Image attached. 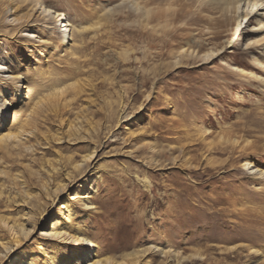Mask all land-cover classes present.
<instances>
[{
  "label": "rangeland",
  "instance_id": "rangeland-1",
  "mask_svg": "<svg viewBox=\"0 0 264 264\" xmlns=\"http://www.w3.org/2000/svg\"><path fill=\"white\" fill-rule=\"evenodd\" d=\"M18 1L16 19L39 1L82 33L61 44L39 21L34 35L45 43L28 42L6 23L0 0V54L20 80L19 96L0 83L5 131L20 125L25 103L37 111L31 150L1 161L0 187L39 199L0 203V216L38 220L0 264L58 262L37 234L77 191L93 208L76 207L73 226L111 263L139 253L138 264H264V179L242 167L264 171V71L251 68L244 38L235 40L233 15L197 0ZM251 37L264 43L262 33ZM191 43L223 49L207 63L188 58L175 67L180 46ZM122 110L127 118L118 121ZM93 147L89 166L73 171L71 162ZM66 173L74 179L64 181Z\"/></svg>",
  "mask_w": 264,
  "mask_h": 264
},
{
  "label": "bare ground",
  "instance_id": "bare-ground-1",
  "mask_svg": "<svg viewBox=\"0 0 264 264\" xmlns=\"http://www.w3.org/2000/svg\"><path fill=\"white\" fill-rule=\"evenodd\" d=\"M16 0H2L3 12L7 17L5 18L6 23L9 24L14 32L23 33V37L29 42L31 39H37L39 44L45 43L41 36L34 35L33 25L35 22H39L43 28L47 30H57L60 34L61 44H68L72 41L73 35L76 33L81 35L82 31L79 29L75 31V28L69 23L68 17L61 13L51 10L50 8L44 6L39 1H31L33 3L31 6V15L26 16L23 20L21 18L16 19L13 15L16 13L17 8H13V3ZM28 0H19L17 3H27ZM198 2H210L218 7L219 11L224 14H232L234 17L233 23L234 28L232 29L235 35V40L244 38L242 41V51L251 50L249 55L252 61L251 68L256 69L260 67L264 71V43L258 44V41H253L251 36L257 34H264V0H197ZM190 8V7H189ZM14 9V10H13ZM137 9V8H136ZM147 11L144 13V17H147ZM146 15V16H145ZM149 18V17H148ZM14 33H12L13 35ZM1 42V40H0ZM229 43V42H228ZM190 44V42H189ZM192 47L180 46L178 51V56L174 61V66L180 65V60L182 59H200L202 63H207L213 60L222 52V48L218 50L205 51L197 48L195 43ZM188 45V43H185ZM263 45V47H261ZM261 47V53L257 52L256 48ZM6 56L0 54V83L1 84H11L16 87V95L19 96V76L15 75L10 68L7 66ZM257 71V69H256ZM259 71V70H258ZM243 72V71H241ZM244 73V72H243ZM248 77H253L255 79H260L259 76L254 74L252 71L246 73ZM245 76V75H244ZM263 78V77H262ZM263 83L264 80L260 79ZM28 88V87H27ZM28 92L30 91L27 89ZM1 96V95H0ZM26 95L22 99H26ZM2 98V97H1ZM0 98V166L1 161H6L12 158L14 155H21L22 153H27L31 150L28 146L27 140L32 135L31 129L33 128V123L36 115V104L25 103L27 110L24 111V119L21 121L19 126L12 127L8 131L7 127L3 125L6 122L5 113L7 111V101ZM28 99V97H27ZM22 110V109H21ZM120 117V118H119ZM118 121L127 118V114L122 110ZM28 127V128H27ZM229 140V139H228ZM95 155V148L93 147L86 152L79 160H74L71 162V168L73 171L83 172V169L89 166ZM250 163L245 162L243 164L244 171L247 172L248 176L255 180L264 179V171L256 168L255 166H250ZM53 173L57 172V167H52ZM3 172L0 170V176ZM74 179L71 173H66L63 177L64 181H71ZM22 187L23 184L21 183ZM66 185L61 184L56 187L50 193H46V198H54L60 192H62ZM24 197V200L22 199ZM22 204L29 202L32 205H37L39 199L36 197H31L24 192L16 191L15 193H4L2 187H0V203H7L8 205ZM57 215L50 228L40 230L37 234V238L43 241L39 244L41 250L48 248L50 250H58L57 253L60 256V260L54 261L52 257H48L45 264H138L140 261L139 253L128 254L122 258L119 262H110L107 259H101L98 254L94 252L95 245L91 239H88L84 234V229L80 226L72 223L70 219L76 214L74 209L76 207L80 208L82 211H89L93 208L92 204L88 201V195L82 194L77 191L71 194V197L67 201L62 202L58 205ZM35 218H41V214H37ZM63 220V221H62ZM38 220L32 223L27 222V220H15L8 216H0V255L1 253L9 254L17 248L22 240L27 239L32 229ZM85 224V223H84ZM29 227V228H28ZM160 250V249H159ZM62 253V254H60ZM143 257V256H142ZM14 260L10 261L9 264H14ZM16 263V262H15ZM21 264H30L27 262H22Z\"/></svg>",
  "mask_w": 264,
  "mask_h": 264
}]
</instances>
